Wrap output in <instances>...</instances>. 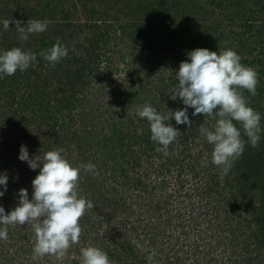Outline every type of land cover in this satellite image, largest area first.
Here are the masks:
<instances>
[{
  "label": "rangeland",
  "instance_id": "rangeland-1",
  "mask_svg": "<svg viewBox=\"0 0 264 264\" xmlns=\"http://www.w3.org/2000/svg\"><path fill=\"white\" fill-rule=\"evenodd\" d=\"M29 18L51 23L25 40L13 21ZM3 19L0 48L36 59L0 78V206L13 208L21 188L31 199L39 168L18 159L23 144L30 157L62 147L94 207L62 254L35 252L34 222L7 225L0 264H81L87 246L113 264H264V131L222 174L199 130L213 117L189 108L190 125L170 119L180 132L165 152L136 112L146 102L165 116L185 107L172 97L186 53L231 48L257 72L256 94L240 91L264 127V0H0ZM57 40L68 54L53 64L41 52Z\"/></svg>",
  "mask_w": 264,
  "mask_h": 264
},
{
  "label": "clouds",
  "instance_id": "clouds-1",
  "mask_svg": "<svg viewBox=\"0 0 264 264\" xmlns=\"http://www.w3.org/2000/svg\"><path fill=\"white\" fill-rule=\"evenodd\" d=\"M9 23V19L0 20L5 28H9ZM13 23L21 38L26 40L30 33L45 31L51 21L48 18H29L23 25L19 20ZM67 54L68 48L59 40L41 52L43 58L53 64ZM186 56L187 59L181 61L175 71L177 83L172 97L179 98L185 107L168 109L165 116L146 102L138 105L136 112L149 122L151 139L159 145L157 150L165 152L180 132L169 123L170 119H174L177 125H190L189 108L193 109L192 115L213 117L215 123L211 128L201 123L199 130L212 145V162L221 167L222 174H227L233 161L242 155L245 144L257 146L264 131L262 114L248 104L240 91L247 89L252 95L256 94L257 72L253 67L242 64L239 54L231 48L217 51L195 48ZM35 59V53L20 47L0 48V78L17 70H26ZM105 67L106 61L102 60L101 72L105 71ZM234 121L239 122L240 127ZM63 152L62 147H54L42 156L30 157L27 146H20L18 159L33 170L39 168V172L31 181V199L28 190L21 188L13 208L5 212L0 206V239L7 238V225L34 222V250L38 254H62L70 242L79 240V218L94 204L91 199L79 194L80 167L71 165ZM82 167L95 169L92 163ZM7 181L6 171L0 172V197L7 190ZM80 252L81 264H113L107 252L96 246L83 247Z\"/></svg>",
  "mask_w": 264,
  "mask_h": 264
},
{
  "label": "trees",
  "instance_id": "trees-1",
  "mask_svg": "<svg viewBox=\"0 0 264 264\" xmlns=\"http://www.w3.org/2000/svg\"><path fill=\"white\" fill-rule=\"evenodd\" d=\"M148 246H149V245H148ZM150 246H151V244H150ZM137 258H138V257H137ZM137 258H136V260H137V261H136V264H142L143 260H142V259H137Z\"/></svg>",
  "mask_w": 264,
  "mask_h": 264
}]
</instances>
